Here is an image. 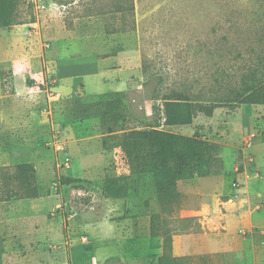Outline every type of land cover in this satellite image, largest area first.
Listing matches in <instances>:
<instances>
[{"label":"rangeland","instance_id":"obj_1","mask_svg":"<svg viewBox=\"0 0 264 264\" xmlns=\"http://www.w3.org/2000/svg\"><path fill=\"white\" fill-rule=\"evenodd\" d=\"M130 4L133 13L120 11ZM19 12L25 24L0 29V168L34 164L47 194L0 202V264H157L147 254L164 249L166 237L201 227L168 215L264 216V105L162 126L221 145L222 168L137 193L121 132L69 108L121 93L125 129L138 130L155 123L154 106L163 117L172 91L214 100L249 83L264 57V0H21ZM63 177L85 182L64 185ZM152 214L164 222L153 239Z\"/></svg>","mask_w":264,"mask_h":264},{"label":"trees","instance_id":"obj_2","mask_svg":"<svg viewBox=\"0 0 264 264\" xmlns=\"http://www.w3.org/2000/svg\"><path fill=\"white\" fill-rule=\"evenodd\" d=\"M21 0H0V29H9L23 25L19 6ZM121 12L133 13L134 5L119 8ZM261 70L255 68L249 73V83L244 82L239 88L227 93L218 94L212 100L202 99V96H191L189 92L172 91L164 96L163 117L157 115L154 106L153 125L148 128L125 129L127 123L126 105L123 94L117 93L112 98L99 97L93 103L82 104L80 99H74L69 108L74 117L81 119L100 120L103 131L109 133L121 132L117 137L124 160L131 171L130 178L134 191L154 190L159 184L210 177L220 173L222 161L221 145L206 140L198 134L183 136L161 129L162 126L191 125L199 113L211 116L214 109L230 106L236 109L241 105H264V57L259 59ZM164 123L162 124V121ZM0 168L1 201L14 199H36L46 193L38 181L34 164L23 163L15 166L9 172ZM64 185L84 183L80 178L63 177ZM149 207V203L146 204ZM160 215L152 214L150 220V236H161ZM172 239H164V254L157 259V264H183V259L172 256Z\"/></svg>","mask_w":264,"mask_h":264},{"label":"crops","instance_id":"obj_3","mask_svg":"<svg viewBox=\"0 0 264 264\" xmlns=\"http://www.w3.org/2000/svg\"><path fill=\"white\" fill-rule=\"evenodd\" d=\"M168 217L197 218L201 224L200 231L172 238V256L183 259V264H264V247L257 245L259 235L264 236L261 225L264 216L261 214H249L239 209L231 212L190 209ZM252 230H258V235L245 237ZM259 248L260 253L257 251ZM163 254L164 249L161 248L147 256L159 258Z\"/></svg>","mask_w":264,"mask_h":264}]
</instances>
